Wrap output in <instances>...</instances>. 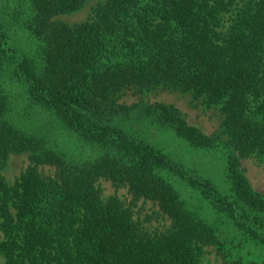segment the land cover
Instances as JSON below:
<instances>
[{
  "label": "trees",
  "instance_id": "trees-1",
  "mask_svg": "<svg viewBox=\"0 0 264 264\" xmlns=\"http://www.w3.org/2000/svg\"><path fill=\"white\" fill-rule=\"evenodd\" d=\"M9 1L0 0V264H202L205 247L225 264H257L239 250L264 246V194L240 161H264V0H104L73 25L58 17L89 0H20L12 15ZM22 15L33 56L13 44ZM11 84L25 94L21 109ZM160 90L218 108V132L206 136L172 104L120 102ZM150 129L223 149L222 183ZM14 154L31 165L9 182ZM100 179L127 187L131 203L102 199ZM140 199L170 227L145 231L133 217Z\"/></svg>",
  "mask_w": 264,
  "mask_h": 264
},
{
  "label": "rangeland",
  "instance_id": "rangeland-1",
  "mask_svg": "<svg viewBox=\"0 0 264 264\" xmlns=\"http://www.w3.org/2000/svg\"><path fill=\"white\" fill-rule=\"evenodd\" d=\"M103 1L104 0H89L83 8L61 15L58 19L69 25L84 22L90 18L92 8ZM19 3L20 0H10L6 4L9 15L14 14L13 12L17 9ZM23 9L24 8H22V11H24ZM23 23L24 18L22 15L20 17V26L16 28V32L13 34V44H16L17 48L23 51V53L33 56L35 55V49H37V41L29 35ZM7 89L11 95H14L18 100L17 109H21L24 105L22 101L25 99V94H23L24 96L19 94L23 92L21 87L17 84H11ZM140 101L146 103L159 102L163 104H172L183 114L189 125L197 127L206 136L216 134L223 120V115L218 108H207L201 100H193L190 94H180L162 90L145 94H136L133 91H126L120 99V102L128 105ZM16 114L17 120H20L22 123L23 119L21 118L24 117H21V113ZM27 119L30 120L31 118ZM148 134L153 137L154 141L162 148L182 153L183 160H186L189 164L195 165L198 170L203 171L204 175L215 177L222 183L223 176L221 175L223 174L224 168L222 161L224 154L223 149L220 148L213 152L194 150L163 130L150 129ZM57 138L60 143L59 136ZM66 139L67 138L62 137V140L66 141ZM30 165L31 162L26 154L11 155L4 169V176L9 182H13V180L22 174ZM240 168L252 189L260 194H264V161L254 157L242 159L240 161ZM38 172L43 176H55V169L50 166H38ZM96 185L101 190L102 199L106 200L112 196H116L123 201L125 205L131 203V195L127 187L116 188L105 179H100ZM183 193H185V198L192 199L193 201H191L193 203L199 202L201 196L199 192H195L188 187L183 188ZM132 210L134 220L138 221L144 230L149 233H160L170 227V219L163 215L157 205L151 201L140 199ZM204 249L205 253L202 257V264H225L221 255L218 254V249L216 247H205ZM239 255L245 262L254 261L257 264H264V246L244 243L242 249L239 250Z\"/></svg>",
  "mask_w": 264,
  "mask_h": 264
}]
</instances>
